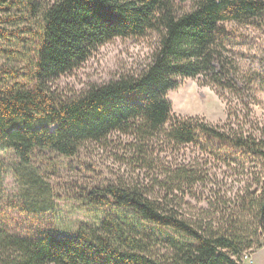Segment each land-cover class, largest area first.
I'll return each instance as SVG.
<instances>
[{
  "label": "trees",
  "instance_id": "obj_1",
  "mask_svg": "<svg viewBox=\"0 0 264 264\" xmlns=\"http://www.w3.org/2000/svg\"><path fill=\"white\" fill-rule=\"evenodd\" d=\"M184 2L187 9L178 4ZM263 18L264 0H0L5 58L0 143L18 156L11 169L26 212L50 208L44 180L31 163L34 149L72 157L84 143L113 131L152 135L168 124L167 137L175 142L206 137L258 168L257 189L246 188L237 198L228 223L203 226L135 189L92 188L77 194L79 203L101 210L92 225L57 228L35 238L0 229V264H162L151 254L155 241L169 251L164 264H241L244 252L262 248L264 125L231 122L228 108L222 126L197 117L172 118L167 92L191 78L234 93L233 49L246 37L238 27ZM151 33L157 43L139 71L74 97L53 98L49 83L86 62L101 45ZM3 173L0 162V185ZM146 230L156 231L160 241L143 237Z\"/></svg>",
  "mask_w": 264,
  "mask_h": 264
},
{
  "label": "rangeland",
  "instance_id": "obj_2",
  "mask_svg": "<svg viewBox=\"0 0 264 264\" xmlns=\"http://www.w3.org/2000/svg\"><path fill=\"white\" fill-rule=\"evenodd\" d=\"M178 4L182 9L189 7L187 2ZM238 29L246 36L233 49L238 68V86L233 90L238 95L184 79L176 90L167 92L172 118L197 117L222 126L228 108L231 122L250 120L255 126L264 125V18L259 24L240 25ZM157 38L151 33L101 45L86 62L49 83L53 98L74 97L92 85L139 71L149 62ZM4 60L0 54V63ZM17 80L23 82L22 76ZM247 110L250 113L245 117ZM168 128L166 124L152 135L113 131L98 142L84 143L72 157L34 149L31 163L44 180L42 189L50 202L47 211L35 213L25 211L19 196L11 169L18 163V156L0 143V162L5 169L0 185V229L10 235L35 238L57 228L92 225L101 210L79 203L77 194L107 186L138 190L203 226L228 223L237 198L246 188L249 192L257 189L254 172L258 168L250 159L231 155L226 144L206 137L199 136L189 144L175 142L167 137ZM142 233L150 241L159 240L156 231ZM155 243L151 254L164 264L169 251L162 243ZM262 243L255 252H244L248 257L244 259L243 255L240 263L264 264V237Z\"/></svg>",
  "mask_w": 264,
  "mask_h": 264
},
{
  "label": "built area",
  "instance_id": "obj_3",
  "mask_svg": "<svg viewBox=\"0 0 264 264\" xmlns=\"http://www.w3.org/2000/svg\"><path fill=\"white\" fill-rule=\"evenodd\" d=\"M247 257H248V254H245V255H244V259H247Z\"/></svg>",
  "mask_w": 264,
  "mask_h": 264
}]
</instances>
